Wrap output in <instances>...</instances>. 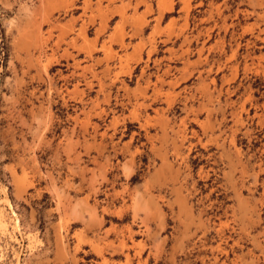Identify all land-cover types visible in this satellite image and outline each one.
Segmentation results:
<instances>
[{
  "label": "rangeland",
  "instance_id": "374dc122",
  "mask_svg": "<svg viewBox=\"0 0 264 264\" xmlns=\"http://www.w3.org/2000/svg\"><path fill=\"white\" fill-rule=\"evenodd\" d=\"M0 264H264V0H0Z\"/></svg>",
  "mask_w": 264,
  "mask_h": 264
},
{
  "label": "bare ground",
  "instance_id": "6f19581e",
  "mask_svg": "<svg viewBox=\"0 0 264 264\" xmlns=\"http://www.w3.org/2000/svg\"><path fill=\"white\" fill-rule=\"evenodd\" d=\"M7 204V206L9 207V209L12 211V214H13V216H15L16 217V214L13 212V210H12V208H11V205L9 204V203H6ZM2 228V227H1ZM7 228V227H6ZM15 229H19V222H18V219L16 218L15 219Z\"/></svg>",
  "mask_w": 264,
  "mask_h": 264
}]
</instances>
